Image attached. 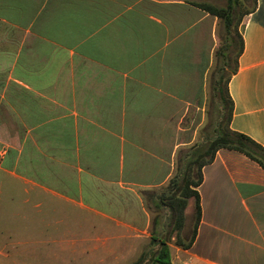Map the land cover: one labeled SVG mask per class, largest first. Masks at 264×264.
Segmentation results:
<instances>
[{
    "label": "crops",
    "instance_id": "obj_1",
    "mask_svg": "<svg viewBox=\"0 0 264 264\" xmlns=\"http://www.w3.org/2000/svg\"><path fill=\"white\" fill-rule=\"evenodd\" d=\"M221 22L186 0H0V264L140 258L144 193L197 141ZM238 31L229 127L264 148V0ZM197 192L170 264H264V168L220 148Z\"/></svg>",
    "mask_w": 264,
    "mask_h": 264
},
{
    "label": "rangeland",
    "instance_id": "obj_2",
    "mask_svg": "<svg viewBox=\"0 0 264 264\" xmlns=\"http://www.w3.org/2000/svg\"><path fill=\"white\" fill-rule=\"evenodd\" d=\"M228 2V0L206 1L214 7L225 9L228 7ZM253 6L254 0H238L233 3V26L230 33L227 31L224 21L221 22L220 45L213 83L215 88L213 87L209 94L206 118L199 130L197 141L178 151L175 171L165 187L158 191L152 190L144 193L145 201L153 218L151 242L143 251L146 259H149L154 252H158L159 240L177 245V239L188 243L193 237L197 211L191 207L192 204L191 206L183 205L185 182L187 179L192 182L198 180V167L210 157L211 145L230 130V100L225 86L230 72L236 64V52L239 48L238 24L244 15L253 9ZM192 147L194 148L190 150ZM192 188L194 187L192 186ZM153 237L156 239V245H153ZM137 261L138 259L135 264ZM45 263L49 264L50 262L46 261ZM120 264H129V262Z\"/></svg>",
    "mask_w": 264,
    "mask_h": 264
},
{
    "label": "trees",
    "instance_id": "obj_3",
    "mask_svg": "<svg viewBox=\"0 0 264 264\" xmlns=\"http://www.w3.org/2000/svg\"><path fill=\"white\" fill-rule=\"evenodd\" d=\"M186 1H188L189 3L195 5V6L201 8V9H203V10H205V11H207V12H209L215 16H217L219 19H221V21H224V25H225L227 31H229V33H230L231 27L233 26V14H234L233 3L235 1H238V0H228L229 1L228 7L226 9L214 7L213 5L206 3V2H202L200 0H186ZM239 25H240V23L238 24V27H239ZM237 36L239 38V48L236 52V59L243 49V39H242V36L239 33V31L237 32ZM225 90H226L227 96L230 100V112H231L230 118H231L232 111H233V104H232V101H231V99L229 97V93H228V80L226 82ZM193 148L194 147L190 148V150ZM220 148H228V149L240 151V152L246 154L251 159L258 162L264 168V148L262 146H260L259 144H257L252 139H250L249 137L230 129L225 134V136L218 138L211 145L210 157L208 159H206L205 161H203L198 167V170H199L198 180L196 182H192L190 179L189 180L187 179L185 182V191H184V195H183V198L185 200L183 202V205L186 206L187 204H189V200H191V199L193 200L194 208L197 211L196 212V225H195V229L193 232L192 239L188 243H183L181 240L177 239L176 244L178 246L188 248L193 241V238H194L195 232H196V227H197V224L200 221V217H201L200 198H199V194L197 192V187L202 182V168L206 164H208L214 160L215 153ZM192 186L194 188H192ZM152 240H153V245H156V239L153 237ZM158 244H160L158 252H154V254L149 259H146V255H143V253H142L141 257L138 259L136 264H170L171 250H170L169 244L164 242L163 240H159ZM133 264H135V262Z\"/></svg>",
    "mask_w": 264,
    "mask_h": 264
}]
</instances>
